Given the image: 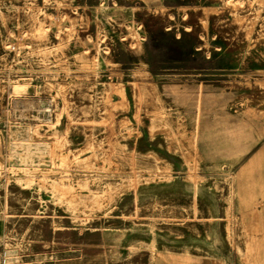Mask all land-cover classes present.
<instances>
[{
	"label": "rangeland",
	"instance_id": "1",
	"mask_svg": "<svg viewBox=\"0 0 264 264\" xmlns=\"http://www.w3.org/2000/svg\"><path fill=\"white\" fill-rule=\"evenodd\" d=\"M0 264H264V0H0Z\"/></svg>",
	"mask_w": 264,
	"mask_h": 264
}]
</instances>
